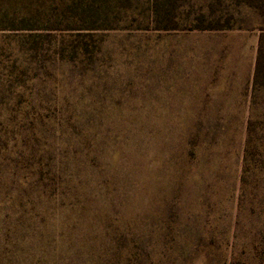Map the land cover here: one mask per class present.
<instances>
[{"label": "rangeland", "instance_id": "rangeland-1", "mask_svg": "<svg viewBox=\"0 0 264 264\" xmlns=\"http://www.w3.org/2000/svg\"><path fill=\"white\" fill-rule=\"evenodd\" d=\"M209 2L0 0V264H264V17Z\"/></svg>", "mask_w": 264, "mask_h": 264}, {"label": "trees", "instance_id": "trees-1", "mask_svg": "<svg viewBox=\"0 0 264 264\" xmlns=\"http://www.w3.org/2000/svg\"><path fill=\"white\" fill-rule=\"evenodd\" d=\"M192 0H151V9L154 19L158 24L155 28L176 29L179 27L177 12L184 4H190ZM210 13L214 14L220 9L229 8V6H248L255 9L262 17H264V0H209ZM196 21L190 25V29H229L232 28L230 17L223 19L221 16L207 15L200 12L194 18ZM257 55L253 74V89L264 90V26L259 28ZM247 138V146L244 153V170L251 168L250 155L253 154L254 148L250 147L251 130Z\"/></svg>", "mask_w": 264, "mask_h": 264}]
</instances>
